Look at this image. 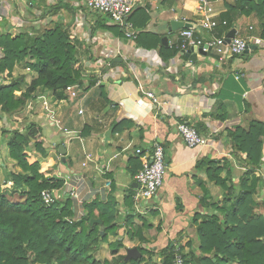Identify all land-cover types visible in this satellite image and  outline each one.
<instances>
[{"label": "crops", "instance_id": "1", "mask_svg": "<svg viewBox=\"0 0 264 264\" xmlns=\"http://www.w3.org/2000/svg\"><path fill=\"white\" fill-rule=\"evenodd\" d=\"M213 1L218 22L226 21L232 26L230 31L235 29L243 38L261 37L259 17L236 9L239 0ZM253 1L258 4L259 0ZM72 2L78 3L60 0V5ZM141 3V7L149 8L147 31L168 38L169 45L163 44L166 51L162 52L161 46L148 50L138 45L137 39L98 31L99 37L88 42L87 50H93L94 60L84 61V86L76 99L55 101L51 91L38 88L23 110L9 115L0 109V194L18 198L14 192L20 190L5 187L8 176L22 173L10 157L8 143L13 131L25 133L31 123H36L44 135L48 129L49 141L46 138L44 144L48 161L53 149L58 153L60 146L66 148L69 166L62 165L59 153L61 163L54 175L83 177L84 205L109 200L116 203V223L121 226L119 236L124 243L120 254L126 255L142 244L146 251L156 254L145 264H161L159 254L170 244L182 245L186 252L198 249V224L214 212L212 204L223 203L229 188L235 192V199L243 192V183L254 187L256 178L255 210L264 216V48L251 45L245 55L223 61L213 52L189 53L191 49L172 55L181 30L170 34L171 23L196 25L200 21L197 0H164L157 6L148 0ZM51 4H55L53 0H0V35L15 38L29 28L33 33L40 31L39 19H32ZM220 29L225 30L223 26ZM197 36L210 40L213 35L199 29ZM31 63L30 59L17 63L12 78H0V86L20 81L25 91L37 78ZM140 85L156 95L159 106L145 97ZM52 119H60L72 138L62 140V134L50 126ZM183 121L207 138L208 145L189 148L177 128ZM156 142L165 148L167 172L157 196L144 202L139 213L134 160L142 162L151 157ZM34 154L39 155L36 150ZM217 176L226 183H218ZM203 199L208 203H202ZM73 208L75 212V201ZM128 215L133 216L136 227L132 239ZM197 215L202 216L199 223L195 221ZM141 231L146 243L140 240ZM117 238L111 234L109 241ZM190 241L192 247L187 245ZM100 253L101 249L98 259Z\"/></svg>", "mask_w": 264, "mask_h": 264}, {"label": "trees", "instance_id": "2", "mask_svg": "<svg viewBox=\"0 0 264 264\" xmlns=\"http://www.w3.org/2000/svg\"><path fill=\"white\" fill-rule=\"evenodd\" d=\"M77 1L82 3L84 0ZM238 3L236 9L246 14L255 13L259 17L261 38L264 39V1L259 0L256 4L253 0H239ZM65 7L73 9L68 3ZM105 17L97 30L109 31L117 38L125 37L118 26H110V18ZM130 20L139 31L138 45L148 50L161 46L162 52L168 49L163 46L162 35L147 31L150 21L148 7L136 8ZM223 28L230 31L232 26L228 24ZM225 30L219 29L218 34L223 35ZM82 49V42L73 38L70 30L58 23L32 34L21 32L15 38L11 34L0 35V50L3 53L0 78H12L16 64L26 59L32 61L30 68L37 73V78L25 91H22L20 81L0 86L1 112L13 115L23 110L38 88L51 91L55 101L67 100L69 87L84 85V67L79 58ZM176 53L177 49L171 52L172 55ZM114 64L117 63L114 61ZM6 132L3 130V133ZM44 144L43 129L36 123H31L25 133L19 130L12 132L8 143L10 157L17 162L22 173L11 174L5 184L7 188L20 190L14 192L19 194L17 199L0 194V264H145L148 260L152 261L156 254L146 251L142 244L138 246L142 254L139 260L126 262V255L120 254L124 243L119 236L121 226L116 223L117 205L113 200L84 205L85 216L73 223L70 222L75 215L71 198L52 206L43 203L41 193L44 190H62L65 186V180L55 176L52 170L61 161L50 162V169L49 164L41 162L34 154L32 146L43 158H47ZM252 148L257 150L256 145ZM134 161V174L137 175L142 169V162ZM216 179L223 185L227 181L218 176ZM256 183L255 178V186ZM243 185V192L235 199L233 189H227L223 203L212 204L214 212L205 216L201 223L198 221L202 216H196L195 221L199 223L198 249L185 252L182 245L170 244L159 254L161 264H173L176 254L182 256L184 264H198L197 259L199 264H264V216L255 210V186L247 188L245 182ZM208 201L203 199L202 203ZM93 219L103 222V234L100 225L91 226ZM132 219L133 216L128 215L127 223L132 225L129 230L131 239L136 235ZM145 225L143 228H147ZM137 232L140 233V229ZM111 234L118 237L114 242L109 241ZM140 240L147 242L142 231ZM102 244H108L111 260L97 258ZM187 245L192 247V242Z\"/></svg>", "mask_w": 264, "mask_h": 264}, {"label": "built area", "instance_id": "3", "mask_svg": "<svg viewBox=\"0 0 264 264\" xmlns=\"http://www.w3.org/2000/svg\"><path fill=\"white\" fill-rule=\"evenodd\" d=\"M152 5H159L164 0H148ZM84 6L89 11L100 13L104 16H108L110 20L117 25L124 33V36L128 40H136L139 31L134 27L130 18L136 8L142 5L141 0H84ZM196 10L200 15V21L193 25L192 29H183L180 31L173 47L182 52H188L190 49L197 47L202 49L205 53H215L220 61L226 60L229 57H239L246 54L250 50L251 45L264 48V39L261 37L251 36L249 38H243L238 33L231 39L230 43L227 41L226 34L219 35L218 30L221 26L227 27L226 21L220 23L217 20L218 14L215 9L213 0H197ZM174 11V9H172ZM0 16V21H1ZM199 29L209 31L213 36L210 40L197 36ZM250 30H253L251 27ZM84 76V73H83ZM84 86V85H83ZM83 86L75 85L69 87L67 92L69 97L74 100L78 97L79 92L83 89ZM262 88L264 90V77L262 81ZM140 91L146 98L151 99L157 106L160 102L156 95L146 90L142 85L139 86ZM138 105H141L139 102ZM83 114V111H80ZM50 126L55 128L62 134V140L71 139L72 135L69 130L62 126L61 120L52 119ZM178 132L185 144L189 148H197L208 145V139L203 137L198 130L190 122H181L178 124ZM65 135H67L65 137ZM137 153L140 155L141 150ZM167 172V161L165 148L162 143L156 142L152 148V156L145 158L142 161V169L138 172L135 180L138 184V191L136 194L137 208L139 213L141 207L144 206V202L157 196L160 188L164 183V178ZM59 178L65 180V186L62 190H44L41 193L42 201L46 206H52L57 203L64 202L65 199L71 198L75 201L76 209L75 216L70 221L81 219L85 216L84 210V198L82 194L81 186H85V180L80 175H72L69 178H65L61 175H56ZM61 192V195L58 192ZM143 202V203H142ZM173 264H184V259L181 255L176 254Z\"/></svg>", "mask_w": 264, "mask_h": 264}, {"label": "rangeland", "instance_id": "4", "mask_svg": "<svg viewBox=\"0 0 264 264\" xmlns=\"http://www.w3.org/2000/svg\"><path fill=\"white\" fill-rule=\"evenodd\" d=\"M53 0V3L51 6L46 9H41L39 16L36 18L32 19V21L38 20L40 21L39 29L40 30H45L47 28H52L54 27L55 24H62L64 27L68 28L76 40H80L83 44V49L81 50V53L79 54V58L81 60L82 66H84V61L85 60H94V54L93 50L90 49L91 51L87 50L89 48L88 42L92 41L93 38L99 37V34L101 32H98L97 26L99 23H101V20L103 21L104 18H106L104 15L94 12V11H89L88 9L85 8L84 3L82 2H72L68 3L69 6L73 9L66 8L65 6L60 5V0ZM74 6V7H72ZM56 10V11H55ZM43 14L42 17L40 15ZM109 21V19H107ZM110 26H115V24L110 20L108 23ZM117 26V25H116ZM119 28V27H118ZM27 29V26L25 27ZM94 30V32H92ZM120 32L122 34L123 31L119 28ZM29 31L30 28H29ZM26 31L28 33H33V30L31 32ZM101 31V30H100ZM91 32V34H89ZM103 35V34H102ZM92 56V58H91ZM83 73H86L85 70H83ZM59 120V119H58ZM46 135H44V138L49 141L48 137V129L45 130ZM6 135H11V134H6ZM7 140V139H5ZM33 152H34V147L32 146ZM57 149V148H56ZM56 149H53V153L51 155L52 159L48 161L46 158H43L42 155L39 153L37 156L39 160L43 163L46 164H51L50 162L53 161V163L58 161L59 157ZM50 155V153H48ZM63 165V164H62ZM52 165H50V169ZM58 164L54 166L53 171L58 168ZM64 167H68L69 164L63 165ZM47 167V166H46ZM19 192V191H18ZM17 193V192H16ZM61 195V192H58ZM6 195H10L9 193H6ZM63 203V202H62ZM74 209V208H73ZM185 248V247H184ZM101 253L99 254L100 260H111L112 255H111V250L108 248V244H102L101 247ZM186 252V251H185ZM146 254V253H145ZM127 255V254H126ZM98 256V255H97ZM148 259V255L145 257ZM160 260V259H158ZM214 262L216 261L215 259L213 260Z\"/></svg>", "mask_w": 264, "mask_h": 264}, {"label": "water", "instance_id": "5", "mask_svg": "<svg viewBox=\"0 0 264 264\" xmlns=\"http://www.w3.org/2000/svg\"><path fill=\"white\" fill-rule=\"evenodd\" d=\"M193 28V25L192 24H184V23H181V22H178V21H173L171 23V26L169 28V33L170 34H174L180 30H183V29H192ZM236 35V30H232L228 35H227V41L228 43H230L231 39H233ZM163 43L165 46H168L169 43H168V38L165 37L163 38ZM191 52H194V53H199V54H203V55H207V53H205L202 49L200 48H197V47H194L192 48L189 53ZM249 50L246 52L248 53ZM59 153L61 155V161H62V164L63 165H67V162H66V154H67V151H66V148L62 145L59 147ZM91 226H94V225H100L101 227V231H102V234H103V231H104V226H103V222L99 219H93L91 220L90 222ZM142 257V254L139 250L138 247H135V248H132V249H129L127 251V255H126V259L125 261L126 262H129L131 260H139L140 258ZM197 263L199 264L200 263V260L197 259Z\"/></svg>", "mask_w": 264, "mask_h": 264}, {"label": "bare ground", "instance_id": "6", "mask_svg": "<svg viewBox=\"0 0 264 264\" xmlns=\"http://www.w3.org/2000/svg\"><path fill=\"white\" fill-rule=\"evenodd\" d=\"M56 11V10H55ZM93 69V68H92Z\"/></svg>", "mask_w": 264, "mask_h": 264}]
</instances>
